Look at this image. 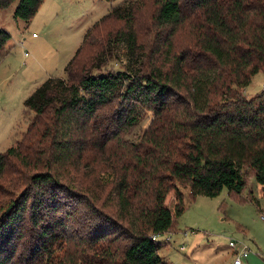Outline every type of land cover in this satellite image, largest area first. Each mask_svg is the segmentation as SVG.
I'll return each instance as SVG.
<instances>
[{"label":"trees","instance_id":"trees-1","mask_svg":"<svg viewBox=\"0 0 264 264\" xmlns=\"http://www.w3.org/2000/svg\"><path fill=\"white\" fill-rule=\"evenodd\" d=\"M13 1L0 0V8ZM43 2L18 0L14 16L28 21ZM153 2L157 31L150 46L138 42L139 6L115 4L88 28L68 74L49 77L26 98L34 112L26 137L41 147L18 143L0 153V178L10 158L25 166L43 159L68 164L80 184L115 211L70 234L52 175L35 173L39 188L31 203L25 197L0 217V264H168L153 236L170 230L189 200L219 195L224 187L240 195L246 166L264 195V90L252 97L243 92L264 72V0ZM110 17L124 20L117 36L129 65L97 73L111 55L102 64L76 67L92 28ZM182 31L190 40L181 46ZM9 39L0 28V51ZM149 111V126L123 138ZM97 165L120 168L90 178Z\"/></svg>","mask_w":264,"mask_h":264},{"label":"rangeland","instance_id":"rangeland-1","mask_svg":"<svg viewBox=\"0 0 264 264\" xmlns=\"http://www.w3.org/2000/svg\"><path fill=\"white\" fill-rule=\"evenodd\" d=\"M131 1L134 6H139L134 19L138 42L150 46L157 31L152 18L155 10L153 0H44L28 21L14 16L18 0L7 8H0V28L10 33L8 43L0 51V153L18 143L23 148L41 147L38 143H30L29 135L26 137V130L34 118V112L25 105L26 98L49 77H65L68 74L65 67L88 28L111 11L115 4ZM124 28V20L112 17L93 27L75 66L99 65L111 55V60L96 70L97 73L128 66L127 49L117 36L118 31ZM189 40L190 36L182 31L176 43L182 46ZM263 90L264 72L258 71L243 92L252 97ZM147 114L140 127L128 134L122 132L123 138L134 139L141 128H147L153 117L150 111ZM97 168L96 173L91 172L90 178L99 172L102 176H113L120 165L116 166L117 169L98 165ZM82 169L80 173L85 176L87 170ZM246 172L248 183L240 195L231 193L227 187L216 196L197 195L176 216L174 230L158 235L157 241L161 243L159 253L168 264H232L243 242L251 251L250 256L243 259V264H264L261 256L264 253V221L259 214L260 208H264V195L262 185L251 174L250 167L246 166ZM35 173L52 175V190L61 202L60 212L70 234L89 230L91 224L101 222L102 217L115 211L113 204L107 206L104 199L96 200L80 184L79 174L70 165L43 159L25 166L10 158L7 170L0 178V217L9 206L25 197L31 203L39 188ZM179 184L189 190L186 183ZM45 187L53 192L49 183ZM49 200L55 202L53 198ZM231 241L236 246H232Z\"/></svg>","mask_w":264,"mask_h":264},{"label":"built area","instance_id":"built-area-1","mask_svg":"<svg viewBox=\"0 0 264 264\" xmlns=\"http://www.w3.org/2000/svg\"><path fill=\"white\" fill-rule=\"evenodd\" d=\"M35 35V34H34ZM261 219L264 221V208H260L259 211ZM153 239L157 240L158 235H154ZM168 239V238H167ZM230 244L232 246H236V243L231 241ZM250 248L247 246L244 242L241 244L240 249L237 251V253L233 257L232 264H243V259L250 255ZM262 258L264 259V253L261 254Z\"/></svg>","mask_w":264,"mask_h":264},{"label":"crops","instance_id":"crops-1","mask_svg":"<svg viewBox=\"0 0 264 264\" xmlns=\"http://www.w3.org/2000/svg\"><path fill=\"white\" fill-rule=\"evenodd\" d=\"M35 33H33V36H35L34 35ZM8 43V42H7ZM171 230H174V225H173V227L169 230V231H171ZM250 256V255H249ZM249 256H247V257H245V259H247Z\"/></svg>","mask_w":264,"mask_h":264}]
</instances>
